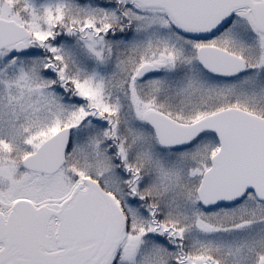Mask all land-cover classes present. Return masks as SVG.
<instances>
[{
	"label": "snow or ice",
	"instance_id": "6c2138e0",
	"mask_svg": "<svg viewBox=\"0 0 264 264\" xmlns=\"http://www.w3.org/2000/svg\"><path fill=\"white\" fill-rule=\"evenodd\" d=\"M0 264H264V0H0Z\"/></svg>",
	"mask_w": 264,
	"mask_h": 264
}]
</instances>
